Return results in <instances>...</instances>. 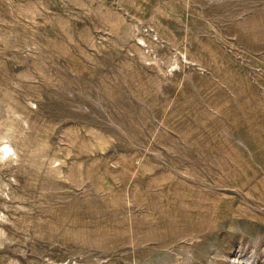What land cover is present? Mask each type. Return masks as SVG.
Listing matches in <instances>:
<instances>
[{"label":"rangeland","instance_id":"obj_1","mask_svg":"<svg viewBox=\"0 0 264 264\" xmlns=\"http://www.w3.org/2000/svg\"><path fill=\"white\" fill-rule=\"evenodd\" d=\"M0 264H264V0H0Z\"/></svg>","mask_w":264,"mask_h":264},{"label":"bare ground","instance_id":"obj_2","mask_svg":"<svg viewBox=\"0 0 264 264\" xmlns=\"http://www.w3.org/2000/svg\"><path fill=\"white\" fill-rule=\"evenodd\" d=\"M10 149H11V147L9 145H6V151L8 152Z\"/></svg>","mask_w":264,"mask_h":264}]
</instances>
